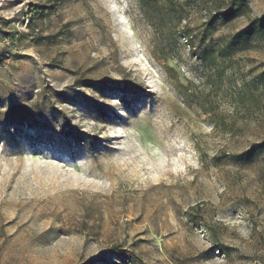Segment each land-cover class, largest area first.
I'll return each instance as SVG.
<instances>
[{
  "label": "rangeland",
  "instance_id": "374dc122",
  "mask_svg": "<svg viewBox=\"0 0 264 264\" xmlns=\"http://www.w3.org/2000/svg\"><path fill=\"white\" fill-rule=\"evenodd\" d=\"M52 1L0 0V264H264V151L214 163L264 140V30L217 47L264 0L186 6L192 47L140 0Z\"/></svg>",
  "mask_w": 264,
  "mask_h": 264
},
{
  "label": "trees",
  "instance_id": "16d2710c",
  "mask_svg": "<svg viewBox=\"0 0 264 264\" xmlns=\"http://www.w3.org/2000/svg\"><path fill=\"white\" fill-rule=\"evenodd\" d=\"M200 0H185L182 3L178 0H140L141 6L152 18V23L156 30L163 32V27L170 26L174 31L176 37L184 36L192 45L191 40L193 33L188 24L181 25L182 20L185 18L187 7L192 6ZM213 6V10L209 14L205 23V28L210 31L216 25L218 18L222 16L226 21H232L241 16H248L251 12V7L248 0H206ZM64 0H54L48 6L36 4L33 6V12L43 15L48 11L55 10L59 5L63 4ZM255 30H264V16H254L249 19L245 28L238 31L235 35L231 36L228 42L218 43V50L224 55L231 53V47L236 45L237 38L243 33L253 32ZM54 36L48 35L44 38H52ZM165 54L163 58H169ZM172 56H170L171 58ZM264 151V140L253 143L248 149L240 153L223 152L214 157V163L219 164L223 159L231 160L234 163H245L256 158L261 152Z\"/></svg>",
  "mask_w": 264,
  "mask_h": 264
}]
</instances>
